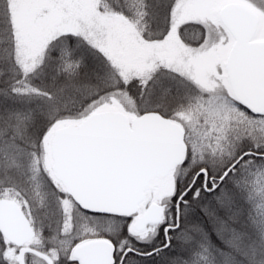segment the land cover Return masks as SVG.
I'll return each mask as SVG.
<instances>
[{
	"label": "snow or ice",
	"instance_id": "1",
	"mask_svg": "<svg viewBox=\"0 0 264 264\" xmlns=\"http://www.w3.org/2000/svg\"><path fill=\"white\" fill-rule=\"evenodd\" d=\"M0 264H264V0H0Z\"/></svg>",
	"mask_w": 264,
	"mask_h": 264
}]
</instances>
